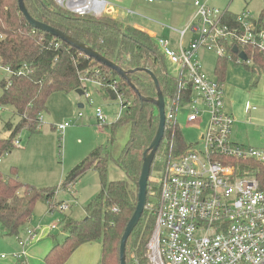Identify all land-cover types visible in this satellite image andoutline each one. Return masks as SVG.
Returning <instances> with one entry per match:
<instances>
[{
  "label": "trees",
  "instance_id": "16d2710c",
  "mask_svg": "<svg viewBox=\"0 0 264 264\" xmlns=\"http://www.w3.org/2000/svg\"><path fill=\"white\" fill-rule=\"evenodd\" d=\"M23 3L34 20L90 47L106 60L128 72L129 82L121 79L105 65L87 58L80 51L62 42L59 49H54L50 44L59 40L32 29L20 13L17 0H0V66L8 67L14 73L8 82H0V109L8 107L18 118L14 126L11 123L5 124V129L10 135L0 140V159L15 148L14 141L20 131H40L38 117L46 110L50 95L83 90L82 79L96 76L101 88L105 87L108 94L111 92L115 100L119 96L123 99L125 96H132V101L123 115L110 125V146L118 129L125 125L130 126L129 138L118 158L113 160L125 174L126 181L107 180V164L111 158L101 148L95 149L71 169L57 188L39 190L31 185H23L17 179L15 169H10L7 176L0 172L2 233L8 238H18L19 234L26 230L38 201L48 204L51 209L57 191L72 186L88 170L94 169L99 175V193L85 207L84 219L65 220L64 230L67 235L62 243L51 247L44 257V262L65 264L81 245L98 242L101 245L98 264H120V239L137 204V183L143 152L149 147L158 126L155 106L150 101H141L139 98L155 99V86L147 73L133 71L146 69L152 72L164 99L176 92L177 80L168 75L164 55L155 40L145 32L124 25L108 15H74L57 6L54 0H23ZM224 11L225 21L233 25L235 14ZM232 48L228 46L225 54L217 57L214 70L217 82L223 79L229 60L237 63L239 52L234 53ZM241 51L251 60V65L241 63L251 76L264 72V60L259 53L249 48ZM20 69L22 72L17 75ZM255 83L256 80H253L254 85ZM180 96L184 100V93ZM186 96L188 97L189 93ZM168 145L172 146L174 156L187 153L191 148V145L185 143L179 126H166L164 141L161 142L157 153L162 152V149L166 153ZM229 163L239 175L254 171L261 187L264 188V164L237 160H230ZM148 191L150 192L149 188ZM148 204L150 201L147 195L145 210L126 242V264H147L146 245L155 223V212ZM16 264L23 263L16 261Z\"/></svg>",
  "mask_w": 264,
  "mask_h": 264
},
{
  "label": "built area",
  "instance_id": "2783aa9c",
  "mask_svg": "<svg viewBox=\"0 0 264 264\" xmlns=\"http://www.w3.org/2000/svg\"><path fill=\"white\" fill-rule=\"evenodd\" d=\"M145 1L153 3L156 0ZM54 2L77 16L99 17L109 10L103 0ZM193 6L194 16L181 32L195 34L188 46L173 50L167 41H156L165 59L175 68L177 80L176 92L164 99L165 128L179 126L177 119L184 106L190 107L186 117L188 124L199 122L205 114L209 120L200 136L199 151L191 147L187 153L174 156L172 146L168 145L166 153L155 155L154 160L161 161L163 167L157 177H149L148 188L158 194V199L154 228L146 245V261L147 264H264V188L254 171L239 175L229 163L237 160L264 164V152L231 141L233 118L223 110L222 84L206 77L197 58L200 50L220 57L228 46H235L238 52L249 48L264 60V25L248 14L235 15L234 24L230 25L225 21V11L208 5L206 0H193ZM50 46L59 49L60 41ZM242 62L251 65L250 59L238 58L237 63ZM0 71L6 74L3 79L6 82L14 74L8 67L0 66ZM21 72L20 69L16 74ZM86 82L96 86H100V82L82 79L83 95L88 99ZM181 93H184V100ZM117 100L121 110L116 120L130 105L121 96ZM94 115L99 126L106 125L107 118L100 108H95ZM81 118L78 114L77 119ZM42 120L40 114L38 130H41ZM69 127L70 123L64 122L58 125L57 131L64 133ZM14 147H21L18 138ZM70 188L71 185L67 187ZM52 207L65 212L69 205L53 202ZM28 233L29 239L37 236L35 231ZM18 246L20 250L12 258L22 262L26 256V242L19 240ZM6 257L0 254V259Z\"/></svg>",
  "mask_w": 264,
  "mask_h": 264
},
{
  "label": "rangeland",
  "instance_id": "374dc122",
  "mask_svg": "<svg viewBox=\"0 0 264 264\" xmlns=\"http://www.w3.org/2000/svg\"><path fill=\"white\" fill-rule=\"evenodd\" d=\"M212 2L211 5L220 11L228 9L229 12L235 15L248 14L249 17L260 21L264 25V0H212ZM198 57L203 73L209 80L216 82L217 77L213 70L217 56L214 53L201 50L197 54ZM165 66L168 75L174 77L173 66L168 62L165 63ZM246 70V67L241 63H234L231 60L227 62L225 82L222 83L226 86L222 103L225 110L234 117V123L231 128V141L234 144L246 148L251 147L264 152V95L254 96L248 93L249 90H253L255 87H251L250 84L247 85L246 82L249 80L244 82L243 77L245 79L247 77ZM5 76L6 74L0 71V82ZM92 78H94V81L98 80L96 76ZM101 87L96 86L92 82H86L85 92L89 95L88 99L84 95H78L75 92L67 94L53 93L50 95L46 102V110L41 113L43 117L42 123L40 124L41 130L36 133L22 130L18 133L16 138L20 140L21 147L14 148L9 154L4 155L0 159V172L7 176L10 174V168L14 166L17 171V179L21 184L31 185L39 190L57 188L71 169L95 149L101 148L111 158L107 164V180L109 182L126 181L125 174L114 164L113 160L118 158L121 149L126 144L130 135V126L125 125L118 129L117 136L119 138L121 137V148L117 150L116 144H114L116 136L114 137L113 146H110V125L115 122L116 115L121 110V104L119 100H110L106 88ZM256 88L261 94L264 93V72L259 74ZM229 90L234 91V94ZM1 94L2 90L0 88V96ZM124 100L131 102L132 96H125ZM79 104H82L84 107L80 109L78 107ZM97 107L102 110L104 116L107 118V126L100 127L97 125L96 120L95 123L90 119L92 117L91 114H94V110ZM201 108L205 110L203 107ZM189 112V106L182 107L179 111L177 124L181 129L185 143L189 146L191 145L194 151H199L201 148L200 144H198L201 136L200 133L204 125L206 123L208 125L207 121L209 117L207 114L204 115L203 121L199 126L191 125L186 122V117ZM78 114H81L82 119H77ZM17 122L18 118L10 108L5 107L0 109V140L8 138L10 135V132L5 129V124L11 123L14 126ZM64 122L70 123V127L64 133H60L57 131V127ZM112 147H114V150ZM161 151L157 154L163 155L165 153L163 152L164 149ZM113 153H116V155ZM162 167L163 164L161 161L155 159L151 167L150 177H157L161 173ZM44 173L49 174V176L46 179L39 180ZM67 191L64 190L59 194V191H57L54 199H57V201L64 200L66 202H71V200L75 199V206H72L66 213L58 211L56 207L51 214L48 211L49 205L38 201L31 216V223L29 222L30 224H28L26 230L22 231L18 238L0 236V254L12 257L15 253L14 250L16 248L17 251L19 250V240L26 242V247L29 246L32 248L35 246L34 249L40 248L32 252L33 254H38L44 249V242L46 241L44 239L40 240L41 238H39L40 236L36 232L38 227L42 228V226L47 229L56 226L50 238L54 239L56 241L55 243H62L66 236L63 231V219L65 216H68L73 221H80L85 217V207L100 191L98 173L94 169L88 170L72 186L71 192ZM157 199L158 194L148 191V200L150 201L148 207L154 210V212L156 210ZM28 231H35L37 236L29 239ZM39 233L41 234L40 231ZM38 243H40V246L36 248ZM44 257L35 262V264H45ZM6 261L11 260L4 259L2 262Z\"/></svg>",
  "mask_w": 264,
  "mask_h": 264
},
{
  "label": "crops",
  "instance_id": "0c3cea01",
  "mask_svg": "<svg viewBox=\"0 0 264 264\" xmlns=\"http://www.w3.org/2000/svg\"><path fill=\"white\" fill-rule=\"evenodd\" d=\"M103 1H105L107 3L108 8H109L108 13L106 15L112 17L113 19H116V20L122 22L124 25H128V26L134 27L138 30L145 32L152 39H154L155 42L157 40H160V39L167 41L173 50H177L180 46L181 47L188 46L193 41V39L195 38V34L188 32V31H185V33L181 34V32H184L188 23L191 21V19L194 16L195 8L193 6V0H156L153 3H147L145 0H103ZM206 1H207L208 5L212 6L211 5L212 0H206ZM212 7H214V6H212ZM226 10H228V9H226ZM202 51H204V50H202ZM198 59H199V57H198ZM216 61H217V57L215 60V64H216ZM166 62H168V61L166 60ZM215 64H214V70H215ZM174 69L175 68H173V70ZM246 73H247L246 79L243 77L244 82L249 80L246 82L247 85L250 84L251 87H255V89H253V90L250 88L251 90H249L248 93H251L254 96L264 95V93L261 94L256 88L259 75L258 76H251V74L248 71ZM238 75H242V74H238ZM253 80H256L255 85L252 84ZM217 81H218V79L216 80V82ZM223 82H225V74H224L223 79L219 83L222 84ZM246 83H244V85H246ZM222 87H223V91H225L226 86L224 84H222ZM229 91H231V90H229ZM231 92H232V94H234L233 93L234 91H231ZM224 95H225V93H224ZM109 99L115 100V99H112L111 97H109ZM247 105H248V103H247ZM78 107L80 109H82L84 106L82 104H79ZM223 108H224V105H223ZM224 110H225V108H224ZM228 114H230V113H228ZM91 115H92V117L90 119L95 122V120H96L95 115L93 113ZM203 116H202V118H200L199 122H197L193 125L199 126L203 121ZM233 119H234V117H233ZM104 126H107V124ZM104 126H100V127H104ZM206 128H207V123L204 125V128L202 129V131L200 133L201 135L206 130ZM117 132L115 135L116 141L114 142V144H116L117 150H119L121 148L122 144H120L121 137L119 138L117 136L118 135ZM230 137H231V135H230ZM112 146H113V144H112ZM112 149L114 150V147H112ZM113 154L116 155V153H113ZM112 157H113V155H112ZM15 166H17V165L15 164ZM12 167L13 168H10V169H15L14 166H12ZM15 171H16V169H15ZM48 176H49V174L44 173L41 176V178H39V180L46 179ZM63 180L64 179H62V181ZM35 182H37V181H35ZM34 184H37V183H34ZM72 186H74V184ZM72 186L69 190L67 188L59 190L58 194L64 190H66V191L68 190L67 192H71ZM71 195H72V193H71ZM54 203L55 204L67 203L69 205V208H68V211H69L72 208V206L76 205V200L73 199V200H71V202H66L64 200L57 201V199H54ZM54 210H55L54 207H52V209H50V207H49L48 211L52 214L54 212ZM68 211H65V213ZM66 219L67 220L70 219L73 221V219H71L70 217L65 216V218L63 219L64 220V226H65V220ZM31 220H32V218H30V221H29L30 223H31ZM64 226H63V231L66 234V231L64 230ZM55 229H56V226H54V228H49V229H47L43 226H42V228L38 227V230H36V232L39 234V236H40L39 238H41L40 240H43V239L46 240L44 242L45 247L38 254H33L32 252L40 249V248H38L40 246L39 245L40 243H38V245H36V248H38V249H34L35 246L32 248L29 246L28 247L25 246L26 256L23 258L24 260H22V262L24 264H35V262H37L38 260H41L48 253V251L51 249V247L53 245L58 244V243H55L56 241L54 239L50 238L52 232ZM39 231L41 232V234L39 233ZM0 236L5 237L2 233L1 225H0ZM18 248L20 250L19 246H18ZM18 251H17V248L14 250L15 253H17ZM100 256H101V245H100V243H98V242L87 243V244L81 245L71 255V258H69L65 264H76V263L77 264H98L99 260H100ZM5 259L11 260V261L2 262L4 259H0V264H16V260L10 256H7Z\"/></svg>",
  "mask_w": 264,
  "mask_h": 264
},
{
  "label": "water",
  "instance_id": "95a60500",
  "mask_svg": "<svg viewBox=\"0 0 264 264\" xmlns=\"http://www.w3.org/2000/svg\"><path fill=\"white\" fill-rule=\"evenodd\" d=\"M18 2V8L20 13L23 15L27 23L32 27L34 30H38L44 33H47L48 35L58 39L60 42L80 51L83 53L87 58L94 60L95 62L101 63L105 65L107 68L111 69L117 76H119L121 79L125 80L126 82H129L128 80V72L122 70L114 63L106 60L102 56H100L98 53L94 52L90 47L85 46L84 44L72 39L71 37L67 36L66 34L60 32L59 30H56L48 25H45L43 23H40L36 20H34L27 12L23 0H17ZM232 51L234 53H238L237 47L233 46ZM239 58L243 61H246V56L243 52H239L238 54ZM136 71H143L147 73L156 90V98L155 99H146L139 97L141 101H150L155 108L157 109L158 114V126L154 135V138L152 139L149 147L143 152L142 156V167L138 179V193H137V204L134 210L133 215L131 216L129 222L127 223L124 232L120 239L119 244V263L120 264H126L125 261V247L126 242L129 236L131 235L132 231L136 227V225L139 222V219L145 210L146 203H147V195H148V183H149V177L151 172V167L155 158V155L158 151V148L160 147L161 142L164 138V131H165V114H164V96L162 94V91L159 87L158 81L155 78V76L146 69H136L133 72ZM78 95H83L82 90L75 91ZM110 97L114 99L111 92H109ZM138 94V93H137Z\"/></svg>",
  "mask_w": 264,
  "mask_h": 264
},
{
  "label": "flooded vegetation",
  "instance_id": "af4514ba",
  "mask_svg": "<svg viewBox=\"0 0 264 264\" xmlns=\"http://www.w3.org/2000/svg\"><path fill=\"white\" fill-rule=\"evenodd\" d=\"M83 91V90H82Z\"/></svg>",
  "mask_w": 264,
  "mask_h": 264
}]
</instances>
